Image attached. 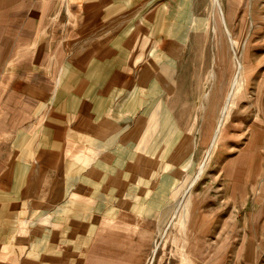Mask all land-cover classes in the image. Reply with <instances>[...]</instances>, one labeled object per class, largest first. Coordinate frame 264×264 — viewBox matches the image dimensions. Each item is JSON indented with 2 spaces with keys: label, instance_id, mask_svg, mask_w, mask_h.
<instances>
[{
  "label": "crops",
  "instance_id": "1",
  "mask_svg": "<svg viewBox=\"0 0 264 264\" xmlns=\"http://www.w3.org/2000/svg\"><path fill=\"white\" fill-rule=\"evenodd\" d=\"M227 2L246 23V0ZM188 3L0 0V264H264V218L228 237L248 183L226 165L185 193L212 48Z\"/></svg>",
  "mask_w": 264,
  "mask_h": 264
},
{
  "label": "rangeland",
  "instance_id": "2",
  "mask_svg": "<svg viewBox=\"0 0 264 264\" xmlns=\"http://www.w3.org/2000/svg\"><path fill=\"white\" fill-rule=\"evenodd\" d=\"M182 1H188V6L190 5L189 11H192V0ZM194 1L193 11L195 10L196 16H200L206 23V25H197V34H203L204 28L206 27L205 31H207L208 28L211 29L212 36L211 63L210 61H206V65L211 67V71L210 75H206L205 78V94L198 97L196 101L197 137L195 154L196 172L194 177L198 174L199 178L204 180H218L220 177H223L222 167L227 165L229 179L235 180L241 178L244 182L248 183L244 186L235 187L241 190L245 195L243 202H230L231 198H228L229 217L227 218V227L228 237H230L232 230L235 229L236 226L244 232L251 223H258L259 216L261 219L264 218V0H256V3H258V12H260V22L254 24L250 23L249 20L252 18L253 8L252 1L254 2V0H246L243 13L248 17V20L246 23H241L242 20H240L241 24L236 23L234 25H228V13L225 12L228 10V0H219L225 14L226 24L221 21L216 0ZM229 13L231 14L230 10ZM179 15L182 16L180 11ZM169 16H171V14ZM241 30H244L242 31V34L244 33L242 44L240 38L237 37L238 34L236 35V32H241ZM247 30L248 34L246 35ZM221 32L226 41L227 34L229 40L227 46L229 47L230 45L231 49L230 52L228 48L229 55L227 61L233 59L232 63L226 67L228 72L226 73V71H224L225 74L217 72V66L215 64L216 48L214 39L217 33L219 34ZM233 36L237 37V39ZM216 42L219 47L221 43L219 37ZM236 43L240 45L237 46ZM232 51H236L238 57L244 56V63L249 64V69L246 73L241 72L242 75L244 73L241 79L242 86H238L236 89V99L234 96L231 103L228 105L224 131L221 138L214 142L212 150L208 155L207 150L212 137V131L218 120L220 108L231 85L230 70L236 58L235 56V58L233 57ZM218 57L224 58L220 49L218 50ZM201 76L202 75H199L198 72L196 73L193 90L194 88L198 90L199 84H202ZM186 85L188 87H186ZM191 85L188 79L184 87L185 89L182 91L185 92L187 96L181 99V113L182 111L188 113V110L192 108L191 106L187 107L184 105V102L187 104L189 103V92L187 88L191 90ZM204 116H206V118H204ZM212 123L213 125L208 128L207 126ZM201 131H203L202 137ZM193 178L190 181H192ZM202 182L203 181H200V183ZM213 189L218 190L219 187L214 186ZM258 194L259 199L257 200ZM196 264L204 263L197 260Z\"/></svg>",
  "mask_w": 264,
  "mask_h": 264
},
{
  "label": "bare ground",
  "instance_id": "3",
  "mask_svg": "<svg viewBox=\"0 0 264 264\" xmlns=\"http://www.w3.org/2000/svg\"><path fill=\"white\" fill-rule=\"evenodd\" d=\"M216 1L218 3L217 4V6H218V13H219V15L221 17V21L224 24H226V18H225L224 11L222 10V7H221V5L219 3V0H216ZM232 52H233V57L235 56L236 58L234 57L235 60H234L232 69L230 70V73H231V76H230L231 85H230V88L228 90V93H227V95H226V97H225V99L223 101V104H222V106L220 108L218 120L216 121L215 126H214L213 131H212V137H211L210 144H209V147H208V150H207V154L208 155L210 154V152L212 150V147H213L214 142L218 141V139L221 138V135H222V133L224 131V124H225L226 112H227V109H228V105L231 103V101L234 98V96H235V99H236V96H237L236 95V89H237V86H238V82L241 81L239 85L242 86V80H241L242 79V76L249 69V64H247V63L245 64L244 63L245 62L244 61V56L242 55L241 57H238V54H237L236 51H232ZM241 72H244L243 75L241 74ZM212 125H213V123L210 124V125H208L207 127L210 128ZM198 178H199V175L197 174L193 178V180L190 181V183L188 184L185 193H187L189 191V189H191L192 185L195 182H197ZM183 196L180 198V201H179L178 205H180L182 203Z\"/></svg>",
  "mask_w": 264,
  "mask_h": 264
}]
</instances>
